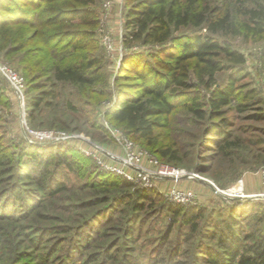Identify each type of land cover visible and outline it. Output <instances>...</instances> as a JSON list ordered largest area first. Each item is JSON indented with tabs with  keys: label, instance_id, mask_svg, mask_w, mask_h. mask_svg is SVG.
Masks as SVG:
<instances>
[{
	"label": "rangeland",
	"instance_id": "rangeland-1",
	"mask_svg": "<svg viewBox=\"0 0 264 264\" xmlns=\"http://www.w3.org/2000/svg\"><path fill=\"white\" fill-rule=\"evenodd\" d=\"M14 1L15 7L8 0L4 1L5 8L0 7V13L8 16L15 12L17 16L13 13L7 24L8 38L16 40L12 46H27L10 57H6L3 50L0 63L24 77L28 75L25 78L29 84L35 79L33 84L40 88L28 91L22 107L0 75V140L4 141L0 148H6L8 154L16 158L21 148L29 154L31 150L27 149L36 146L45 157L51 153L52 164L47 170L48 186L44 190L35 183L37 172L34 168L21 163L15 162L12 173L0 177V264H207L203 252L207 247H215L216 243L209 238L211 232L225 227L231 207H244L248 201H255L254 198L233 197L230 189L246 180L252 189L248 191L243 185L247 197L263 192L259 171L264 166V120L255 121L249 117L264 110V33L261 40L255 37L246 40L233 34L214 35L215 39L229 43L244 55V68L249 76L243 83L258 94L256 102L262 101L258 108L255 106L243 114L233 107L234 111L227 114L228 137L207 135V122L198 124L186 111L183 103L188 100L178 102L168 118L167 127L154 131L155 145H144L132 137L140 149L154 157L155 154L160 156L159 148L169 149V157L162 162L187 175L177 183V188L191 191L196 197L182 204L169 196L171 181L162 179L152 188H141L104 174L90 153L94 144L114 146L112 129L127 137L105 114L113 103L114 80L120 72L121 61L128 53L122 47L123 0H117L119 5L108 0L107 8L104 7L106 0H94L100 21L95 39L103 51L102 39L111 44L110 52L105 51L110 88L107 97L96 96L98 87L60 86L46 74L43 67L49 59H42V44L31 38L35 29L24 25L34 18L32 13L36 9L31 6V0ZM135 1L139 0H126L131 4ZM261 3L264 5V0ZM247 6L252 7L251 4ZM199 7L207 11L219 10V15L228 14L235 21H246V17L239 15L234 0H199ZM196 32L209 34L206 29ZM29 34L32 35L25 42ZM31 50L34 52H30L29 57L33 62L38 60V66L25 62L18 69L20 55ZM24 67L29 70L25 71ZM227 76V72L220 73L218 82L223 84ZM40 92L49 95L42 98L39 106L31 107V96ZM238 103L242 102L237 100L234 106ZM26 127L33 131L65 132L76 135L77 139L70 142L71 146L51 148L31 139ZM226 139L235 143L230 147L232 156L223 155L229 148ZM220 146L225 147L224 151ZM65 161L71 168L65 166ZM15 185L27 191L17 200L12 199L11 193ZM58 187L61 189L56 191ZM144 189L151 190L148 191L151 199L135 198ZM235 191H241V185ZM105 197L109 199L107 202L103 200ZM177 205L186 209L192 223H186L182 215L175 214ZM239 222L246 233L256 229L251 220L242 218Z\"/></svg>",
	"mask_w": 264,
	"mask_h": 264
},
{
	"label": "trees",
	"instance_id": "trees-1",
	"mask_svg": "<svg viewBox=\"0 0 264 264\" xmlns=\"http://www.w3.org/2000/svg\"><path fill=\"white\" fill-rule=\"evenodd\" d=\"M4 1L7 0H0L2 8H5ZM8 1L14 7L17 5L14 0ZM234 1L239 15L246 17V21H235L228 14L219 15V10L207 11L200 8L199 0H139L132 4L131 1L123 0L122 47L128 53L121 61L120 72L118 71L114 80L113 103L105 114L130 140L134 137L144 145H155L154 131L168 126L169 116L182 100H188L183 103L185 109L198 124L207 122V135L222 138L228 137L226 128L230 121L227 114L234 111L233 107L241 114L255 106L258 108L261 101L259 99L256 102L258 94L249 89L247 83H243L249 76L244 68V55L229 43L215 39L214 35L233 34L246 40L252 37L261 40L264 33V5L261 0ZM30 2L36 11L32 13L34 18L30 14L33 19L24 25L35 29V34L33 37L29 34L25 42L31 37L42 44V59H49L43 67L46 74H50L60 86L98 87L96 96H109L107 58L95 39L100 21L94 0ZM247 4L252 7L249 8ZM13 13L15 14L14 11L10 12L8 16L0 13V52L4 50L6 57L17 54L27 46H12L16 40L8 38L10 29L7 24ZM201 29H206L209 34L196 32ZM30 52L33 53L34 50L20 55L18 69L25 62L38 66V60L31 61ZM28 68L23 69L27 71ZM125 72L129 74L122 75ZM222 72H227L228 76L220 84L217 77ZM19 75L24 78L26 97L28 91L39 90V85L33 84L35 79L29 84L25 78L28 75ZM48 95L49 93L44 92L32 95L30 106L36 108L43 101L42 98ZM237 100L242 103L234 106ZM45 104L50 106L49 103ZM249 118L264 120V110L261 109ZM226 140V147L229 148L224 151L225 147L220 146V149L224 151L225 157L232 156L230 147L235 146V143ZM2 142L4 141L0 140V144ZM41 145L51 148L71 146L70 143L54 141L43 142ZM27 150H31L29 154L25 148H21L14 158L6 148H0V177L11 174L15 162L21 163L25 167L34 168V172H37L35 183L44 190L48 186L46 175L52 164L51 153L45 157L42 154L44 152L36 146ZM158 151L160 156H155L160 162L169 157V149L163 150L161 147ZM26 155L29 157L26 158ZM65 166L71 168L67 161ZM97 167L104 174L127 182L122 177ZM59 189L61 187L56 191ZM148 191L151 190H142L135 198L151 199L152 195ZM25 192L27 191H22L15 185L11 190L12 199L24 197ZM103 200L107 202L109 199L105 197ZM254 200L248 201L244 207H231L225 227L211 232L209 238L215 239L216 243L215 247H207L203 252L207 264H264V201ZM7 203L4 202L5 205ZM191 210L195 211V208ZM174 212L182 215L186 223H192V218L182 205L175 206ZM242 218L253 221L256 227L254 232L244 231L239 222ZM126 232L129 236V231Z\"/></svg>",
	"mask_w": 264,
	"mask_h": 264
},
{
	"label": "built area",
	"instance_id": "built-area-1",
	"mask_svg": "<svg viewBox=\"0 0 264 264\" xmlns=\"http://www.w3.org/2000/svg\"><path fill=\"white\" fill-rule=\"evenodd\" d=\"M109 5V1L106 0L104 7L107 8ZM102 42L105 51L110 52V41L102 39ZM0 75L6 80L23 107L26 100L24 78L11 67L2 63H0ZM110 132L113 137L114 146L103 147L95 144L91 145L90 153H92L99 167L141 188H152L155 182L159 180H169L172 182L169 193L171 200L182 204L190 203L195 200L196 197L194 193L177 188V183L187 178V175H185L183 171L160 162L149 152L140 149L132 140L123 136L119 130L112 129ZM27 133L31 139L41 142L54 141L70 143L77 139L76 135H70L65 132L33 131L27 128ZM259 182L263 188L262 193L260 192L247 197L244 194L243 184L241 182L238 183L241 185V191H235V188L238 186L237 184L230 189V194L233 197L254 198L264 201V166L259 171Z\"/></svg>",
	"mask_w": 264,
	"mask_h": 264
},
{
	"label": "crops",
	"instance_id": "crops-1",
	"mask_svg": "<svg viewBox=\"0 0 264 264\" xmlns=\"http://www.w3.org/2000/svg\"><path fill=\"white\" fill-rule=\"evenodd\" d=\"M116 3L114 5H119L118 1L117 0H114ZM247 182H248V179H247ZM260 183V182H259ZM245 184V188L248 190V191H252V189H249L250 185L248 183H246V180L245 182L243 183V185ZM244 187V186H243ZM257 189H259V184H257Z\"/></svg>",
	"mask_w": 264,
	"mask_h": 264
},
{
	"label": "bare ground",
	"instance_id": "bare-ground-1",
	"mask_svg": "<svg viewBox=\"0 0 264 264\" xmlns=\"http://www.w3.org/2000/svg\"><path fill=\"white\" fill-rule=\"evenodd\" d=\"M238 185H240V184H238Z\"/></svg>",
	"mask_w": 264,
	"mask_h": 264
}]
</instances>
